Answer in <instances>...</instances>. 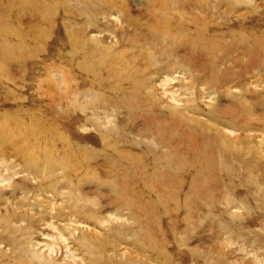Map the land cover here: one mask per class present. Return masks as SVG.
Here are the masks:
<instances>
[{"label":"rangeland","instance_id":"obj_1","mask_svg":"<svg viewBox=\"0 0 264 264\" xmlns=\"http://www.w3.org/2000/svg\"><path fill=\"white\" fill-rule=\"evenodd\" d=\"M263 64L264 0H0V264H264Z\"/></svg>","mask_w":264,"mask_h":264},{"label":"bare ground","instance_id":"obj_2","mask_svg":"<svg viewBox=\"0 0 264 264\" xmlns=\"http://www.w3.org/2000/svg\"><path fill=\"white\" fill-rule=\"evenodd\" d=\"M25 3L27 4V2L25 1ZM36 30V29H35ZM34 30V31H35ZM36 32V31H35ZM36 34V33H35ZM197 48H199V49H204V50H209V49H211L213 52H214V55L216 54V52L218 51V52H220V50H222V48H223V45H195ZM249 50H251V48H249L247 51H249ZM218 66V65H217ZM263 66H264V64H263ZM68 72V71H67ZM67 77V76H66ZM61 78V77H60ZM65 79V78H64ZM66 82V81H65ZM62 85V84H61ZM71 91V90H70ZM68 93V92H67ZM73 93V92H72ZM72 93H70L71 95H72ZM79 93V92H78ZM77 93V94H78ZM79 95V94H78ZM73 96H75V95H73ZM77 97V96H76ZM75 99V98H74ZM74 99H71L72 101H70V105H72L73 104V102H74ZM78 98H76L75 100H77ZM69 100V99H68ZM79 101V100H78ZM74 104H79V103H74ZM83 104V103H82ZM85 104V103H84ZM76 106V105H75ZM86 105H84V107H85ZM100 107V106H99ZM68 108V107H67ZM69 108H70V106H69ZM81 108H82V106H81ZM83 109V108H82ZM69 110V109H68ZM92 112V111H91ZM94 120H96L95 118H93ZM97 122V121H96ZM149 128V127H148ZM177 133V132H176ZM9 131H5V133H4V135H3V138H5V137H7V136H9ZM241 155V154H240ZM61 165V164H60ZM48 167L47 168H52V166H53V164H51V163H49L48 165H47ZM60 169H62V170H67V165H61V167H60ZM248 170H250L249 168H248ZM242 171V170H241ZM47 174H51V172H47ZM257 180V179H256ZM262 198V197H261ZM73 200V199H72ZM85 201V200H84ZM87 201V200H86ZM72 203V202H71ZM86 203V202H85ZM74 209V208H73ZM12 218V217H11ZM10 226V225H9ZM7 227V226H6ZM9 233V232H8ZM10 243V242H9ZM151 243V242H150ZM10 247V246H9ZM18 264H20V263H18Z\"/></svg>","mask_w":264,"mask_h":264}]
</instances>
